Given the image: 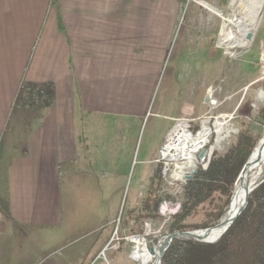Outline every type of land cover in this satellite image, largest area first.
<instances>
[{
    "label": "crops",
    "instance_id": "0c3cea01",
    "mask_svg": "<svg viewBox=\"0 0 264 264\" xmlns=\"http://www.w3.org/2000/svg\"><path fill=\"white\" fill-rule=\"evenodd\" d=\"M230 3L0 0V198L8 203V220L16 204L11 200L24 198L38 168H50L52 197L58 198L60 178L77 175L99 144L91 138L96 129L111 118L125 127L124 120L143 115L170 54L164 86L201 87L197 66L201 56L213 55V43L215 54L219 50V19ZM27 83L53 87L48 109L17 105ZM191 98L174 107L157 151L183 105L196 104ZM102 159L106 168L111 160Z\"/></svg>",
    "mask_w": 264,
    "mask_h": 264
},
{
    "label": "rangeland",
    "instance_id": "374dc122",
    "mask_svg": "<svg viewBox=\"0 0 264 264\" xmlns=\"http://www.w3.org/2000/svg\"><path fill=\"white\" fill-rule=\"evenodd\" d=\"M231 16L230 5L224 6L219 19V42L223 18L232 19ZM255 27L249 31L252 38L244 49L220 45L215 54L212 42L213 55L201 56L197 66L200 76L195 72L197 82L202 79L201 87L164 86L167 75L172 73L173 55L170 54L143 115L139 119L124 120L126 128L121 127L116 118H111L101 130L96 129L91 138L93 144L96 141L99 144L92 146L90 159L77 175L60 178L58 198L52 197L50 168H38L35 180L27 185L24 198L11 200L16 202L12 219L0 214V264H150L143 258L132 259V249L138 243L149 248L154 239L157 244L158 239L168 234L164 232L168 220L158 224L138 221L136 216L140 214L150 175L159 171L161 177V165L150 161L157 151L162 130L170 124L168 117L174 107L189 96L202 109L205 118L212 117L211 124L228 122L232 133L218 146L213 145V148L220 146L215 151L218 153L234 143L241 130H246L255 142L254 148L264 136L261 117L264 110V5ZM230 28L236 31V23L232 21ZM180 73L185 75L184 71ZM209 87L214 91L213 106L203 104ZM106 156L111 161L104 168L103 163L107 162L102 158ZM97 157L102 161H97ZM111 163L114 166H110ZM81 172L85 173L83 178ZM263 180L264 172L258 183ZM162 181L164 190L173 194L175 191ZM225 202L223 195L214 194L187 219V231L203 224L216 225L215 215L224 211L223 218L228 211L230 201L228 205ZM127 210L132 212L130 218H127Z\"/></svg>",
    "mask_w": 264,
    "mask_h": 264
},
{
    "label": "trees",
    "instance_id": "16d2710c",
    "mask_svg": "<svg viewBox=\"0 0 264 264\" xmlns=\"http://www.w3.org/2000/svg\"><path fill=\"white\" fill-rule=\"evenodd\" d=\"M54 100L50 84H23L17 96L19 107L45 110ZM264 119V110L262 112ZM255 142L246 130H241L234 143L223 153L215 152L207 171L198 170L192 180L181 187L177 194L164 190L160 172L157 171L146 186L141 201L138 221L161 224L165 219L158 214V206L163 200L179 203L180 210L168 219L164 232L172 234L188 230L187 219L194 216L197 209L214 194H221L228 205L234 184L247 162ZM0 214L9 218V206L0 198ZM224 211L218 212L213 222H219ZM127 218L132 212L127 210ZM127 222V221H126ZM210 227L203 224L190 230ZM142 232V231H140ZM156 244V240H152ZM161 264H264V181L248 198V205L238 219L214 244H204L192 240H174L165 252Z\"/></svg>",
    "mask_w": 264,
    "mask_h": 264
},
{
    "label": "built area",
    "instance_id": "2783aa9c",
    "mask_svg": "<svg viewBox=\"0 0 264 264\" xmlns=\"http://www.w3.org/2000/svg\"><path fill=\"white\" fill-rule=\"evenodd\" d=\"M211 120L212 117L205 118L196 105H183L180 118L174 120L157 151L153 163L161 165V177L167 186L175 191L174 194L186 185L188 182L186 177L192 175L194 171H207L214 152L220 147L213 148L217 133L214 128L216 121L211 124ZM182 122L184 126L180 128L179 124ZM206 122L208 124H205ZM204 130H207L205 134ZM192 138L198 139L197 142L190 141ZM179 210L178 202L163 200L159 204V214L165 220L177 214Z\"/></svg>",
    "mask_w": 264,
    "mask_h": 264
},
{
    "label": "bare ground",
    "instance_id": "6f19581e",
    "mask_svg": "<svg viewBox=\"0 0 264 264\" xmlns=\"http://www.w3.org/2000/svg\"><path fill=\"white\" fill-rule=\"evenodd\" d=\"M264 0H231L230 7L232 9V19H224L222 23L221 39L219 44L228 48L244 49L248 46L249 41L246 40V34L255 27L260 18V13L262 10ZM211 7V6H210ZM231 20V21H230ZM235 22L237 25L236 31H231V22ZM256 28V27H255ZM205 124H208L207 122ZM184 122L179 124L182 128ZM230 125L225 120L215 122L214 128L217 133L215 145L218 146L219 142L223 141L224 138L230 133ZM207 130H204V134ZM203 134V135H204ZM200 139V138H199ZM198 139L192 138L194 143ZM190 164V163H189ZM264 172V136L257 143L253 151L252 162L250 167L247 169L246 173L239 178H237L234 184V190L232 197L230 199L228 211L223 218H228L234 210L240 206L246 189L253 183L258 182ZM180 175V174H179ZM220 231H215L208 240H214L218 237ZM134 246L131 252L132 259L143 258L152 264L158 254V247L154 245L153 253L150 252L149 248L140 246Z\"/></svg>",
    "mask_w": 264,
    "mask_h": 264
},
{
    "label": "water",
    "instance_id": "95a60500",
    "mask_svg": "<svg viewBox=\"0 0 264 264\" xmlns=\"http://www.w3.org/2000/svg\"><path fill=\"white\" fill-rule=\"evenodd\" d=\"M264 5V2H263ZM263 7V6H262ZM252 38V33L248 32L246 34V40L250 41ZM214 94L213 88L209 87L206 91V94L204 96L203 104L205 105H215V100L212 98ZM253 151L251 152L247 162L244 164L238 178L242 175H244L247 171V169L250 167L251 162H252V156H253ZM202 155V153H201ZM197 174V171H194L192 175L186 177L188 181L192 180L193 177ZM264 181V180H263ZM263 181L261 182H253L245 191L244 198L240 204L239 207H237L232 215H230L228 218H221V220L214 226L210 228H206L203 230H195V231H184V232H175L172 234H166L162 236L160 239H158L156 247H158L159 251L156 256L155 261L152 264H161L162 258L165 254V252L168 250L170 245L174 240H192L194 242L198 243H204V244H214L216 243L223 235L224 233L230 228V226L238 219V217L244 212L248 205V198L249 195L258 187L260 186ZM215 231H220L218 237L214 240H208L212 236V234ZM153 247L154 244L151 243L149 245V250L150 252L153 253Z\"/></svg>",
    "mask_w": 264,
    "mask_h": 264
}]
</instances>
